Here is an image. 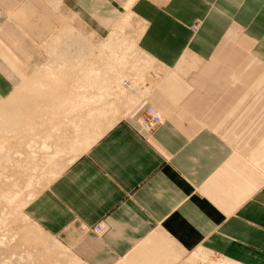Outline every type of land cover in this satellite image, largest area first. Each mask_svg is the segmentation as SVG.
Segmentation results:
<instances>
[{
  "label": "crops",
  "instance_id": "0c3cea01",
  "mask_svg": "<svg viewBox=\"0 0 264 264\" xmlns=\"http://www.w3.org/2000/svg\"><path fill=\"white\" fill-rule=\"evenodd\" d=\"M47 1L56 8L60 3ZM67 2L76 11L106 26H113L119 20L97 49L88 36L77 31V36L94 49L100 70L128 75L131 66L128 51L121 52L127 55L122 63L110 59L111 51L103 55L100 52L119 22L132 12L143 28L139 48L167 74L156 76L159 79L150 92L111 127V119L108 123L106 117L98 115L122 116L125 110L122 114L115 111L120 105L124 109L126 100L105 99L106 95L103 98L95 88L89 90L88 99L93 98L92 103L85 92H77L80 93L77 96L82 94L87 102L81 98L75 100L76 94L65 97L66 101L74 102L72 110L78 101H84L86 107L80 103L78 108L85 113L96 110L90 108L96 101L97 110L92 112L93 117L89 114L91 118L70 107H67L70 111L60 108L57 114L52 113L54 110H49L50 114L48 110L42 111L44 116L55 115L51 118L57 119L52 131L53 125H49V132L54 133L51 136L54 139L48 140L50 157L54 160L59 157L61 163L71 161L76 154L77 158L33 198L25 209L26 215L43 231L59 238L72 252L76 264H188L190 256L200 249L235 264H264V129L258 131L256 125L257 92L264 89V71L259 75L258 69L264 65V0ZM39 5H42L40 0H0V14L3 21L17 16L24 24L19 27L31 33L38 29L42 35L51 28L50 10ZM32 15L38 22L32 20ZM16 28V24L10 23L0 29L1 104L19 90L12 93L19 81L17 71L20 72L16 52L25 51L26 44L24 41L17 44ZM67 30L75 34L74 27L64 25L48 43V53L53 51L57 38L61 43L71 39ZM136 62L139 82L146 84L144 80L148 76L142 71V61ZM99 80L103 82L105 78ZM92 83L96 84L94 80L86 84ZM136 93L131 95L137 97ZM60 96L64 98L59 95V99ZM98 96H102L101 100ZM150 96L149 104L163 113L165 122L148 136L137 130V120L146 107L140 113L135 110ZM101 101L109 107L120 105L116 104V110L110 107L111 110L106 104L103 107ZM66 109L63 114L61 111ZM67 112H73L74 117L79 113L82 118L73 121ZM57 115L68 120H62L63 117L59 120ZM85 117L89 123L84 122ZM80 120L84 121L80 124ZM90 121H94L92 125ZM95 122L98 126H94ZM75 123L83 128L75 127ZM215 126L224 127V132L219 133ZM97 127L101 132H97ZM40 130L48 131L37 132ZM102 131L105 133L87 148L85 143L89 138L94 139ZM66 135L72 145H80L69 146L67 137L66 144ZM73 138L83 140L78 143ZM62 139L64 145L60 143ZM57 145L67 146V152H74V156ZM77 149L84 152L78 150L82 153L78 155ZM98 224L104 226V233L94 231Z\"/></svg>",
  "mask_w": 264,
  "mask_h": 264
},
{
  "label": "bare ground",
  "instance_id": "6f19581e",
  "mask_svg": "<svg viewBox=\"0 0 264 264\" xmlns=\"http://www.w3.org/2000/svg\"><path fill=\"white\" fill-rule=\"evenodd\" d=\"M133 15L134 14L132 12H130L123 17V19L117 25L116 30L111 34L109 40L103 46V48H104V49L102 48L103 51L100 52V55H103V53H105L107 51H111L110 59H112L114 61L119 59L120 62L122 63V61L126 59L127 55H125V54L128 51L129 56H130V61H131V66L129 68L130 71H129L128 75H126L125 73L123 75L119 71L113 72L112 70H106V71L100 70L98 68V64L95 63L96 57H93L94 61H91L92 51L94 49H92L84 39H82V38L80 39L79 36L76 35V39H74L75 34L71 35L72 31L67 30V32L70 33L72 38L74 37L73 40H71L72 38L70 39L68 37L70 40L65 42L66 45L61 44V42L59 41L60 40L59 38H57L58 40L55 39L57 41L54 42L55 47H57L59 50L58 52L55 53L54 56L59 60L64 59L66 61V64H64L62 66L63 68L59 69V71H56V70L54 71L53 68L50 67L51 64L50 65L48 64L47 67H45L35 77H33L30 80V82L26 83L25 86L20 88L12 96V98L9 101L5 102L4 104H0V123L6 124L5 125L6 127H3V125L2 126L0 125V166L3 167V169L5 171H9V173H7L8 175L5 178H4V174L0 175V178L2 179V181L0 183L2 185V184L14 182L13 186L16 188L15 190L9 189L8 192L7 191L4 192L3 190H1L2 188L0 189V206H2L0 209L3 208L1 210L3 213L2 212L0 213L1 214L0 215V225L5 224L7 226V223H8V225L9 224L11 225L12 224V222L10 223L11 217H13V218L16 217L17 219H18V217H20V219H18L19 222L21 219H23L26 222L25 225L27 224V226L29 228V229L27 228L28 231L29 230L30 231L29 232L23 231L24 227H22V228H20V230L18 229L17 232L18 233H20V231L23 232V233L21 232L22 233L21 237H23V238H21V241L24 242L25 246L28 245L29 247H33V249L34 248L35 249L41 248L43 250L44 255L40 256L38 258L39 260L42 261V264H43V262H47V264H54V263L56 264L57 260H59L58 258H60L58 256H61V254H67V252H69L68 254H70L72 252L69 251L66 247H64L55 237L46 233L45 231H43V229H41V227H39L36 223H34L26 215L25 209L27 208V205L33 200V198L40 192V189L43 190L44 188L49 186L54 180H56L61 175V173L65 170L64 167L68 166L66 164L72 163L74 161V158L77 155L76 154L73 159L71 158L70 159L71 161L67 160L68 162L64 163L65 160L63 159L64 158L63 157L64 154H63L61 157V159L64 160V161H62L64 164L63 167H59L62 164L61 162L58 161L59 157L58 158L56 157L57 162H56V158L54 160L53 158L50 157L49 154L51 151V147H49L50 145H48V143L50 144V142H48V140H50V139L53 140L54 137L51 138L53 132H51V133L49 132V130H50L49 125H51V124L53 125L52 128L50 127L51 131H52L54 129V125L56 124L55 120H57V119H56V117L51 118L53 115H51V117L50 116H44V113L42 111L48 110V112H49V110L56 111L55 109H57V111L55 113H54V111L52 112L53 114H57V112L60 110V108H62V109H64V107H66V108L70 107L71 108V107H73L72 105L74 104V102L72 104V102H70V100H69V102L66 101L65 100L66 95H72L73 96V94H76V96H77L78 94H80V93L77 94V92H82L83 94L85 92V93L89 94V90L91 88L92 89L95 88L97 90V93L103 95V98L106 95L105 99L111 98L114 100H118L119 102H121L122 100H126L125 106L126 105L127 106L124 107V109L122 108V105L119 104L120 107L122 108V110L120 109V107L118 110H116L117 107L119 106L118 103H116L117 101H114V104L116 103L117 107H116V104L114 105L115 107L113 106V104H112V106H110L116 110L115 112L118 111V113H121L123 110H125L124 113L123 114L121 113V114L126 116L132 110V108H134L139 103L140 99L145 97L150 92V90L155 85H153L151 83L149 86H147V84H145V83L141 84V82H139L140 80L138 79L139 76H138V68H137L138 65L136 62V60H138V58H136V56L143 55V58H141V56H140L139 59L142 61L141 62L142 66H143L142 71H143V73H146V74L149 73V68L154 67L155 62L150 56L145 54L138 46V40H139V37L141 34V30L143 28L141 26V22L139 25L137 24V26L134 24L135 22H133V20H134ZM129 34H131L132 36H130ZM76 42H77V45H73ZM62 45H64L65 48ZM74 46H75V50H73ZM122 51H125V54H121ZM118 53L120 55H118ZM80 57H84V59H78ZM150 76L152 77V74H150ZM102 77L105 78V80L103 82H101L99 80ZM77 78L79 79L78 80L79 83L81 82L80 83L81 85L77 84L78 83ZM156 79L158 80L159 78L157 77ZM90 80H94V82H96V84L95 83H92L91 85L86 84L87 82L89 83ZM95 91L93 93L97 94ZM133 92L138 93V94L136 93L137 97H133L135 94L133 96L131 95ZM88 94H86V95H88ZM59 95H62L64 98H62L60 96L62 98V100H60L61 98L60 99L58 98ZM72 96H69V97H72ZM78 96L77 97L73 96V97L75 98V100H76V98H81V99L84 98V96L82 97V94H81V97H78ZM89 96H90V94L87 96V99L90 98ZM74 98H73V100L71 99V101H74ZM101 98H102V96H101ZM101 98L99 97L98 99L101 100ZM68 99L69 98H67V100ZM91 100H93V98H91ZM91 100H89V101H91ZM81 101L82 100H80V103L83 106L84 101L83 102H81ZM103 101H101V103L100 102L99 103L103 107L105 106V104L107 106L108 105L107 103H109L108 100H107V103H104V105L102 104ZM85 102H87V101H85ZM92 102L93 101H91V103ZM95 102L93 103L94 107H91L92 105L91 106L89 105V106L91 109L94 108L97 110V106H96L97 104ZM80 103L78 101V103H77L78 106ZM91 103L89 102V104H91ZM111 103H113V101ZM100 104H99V106H100ZM123 104H124V102H123ZM75 105H74V107L76 109H78V110L81 109V108L79 109L78 106H75ZM85 105H87V107H88V103L87 104L85 103ZM102 106H100V108H102ZM83 107H86V106H83ZM110 107H109V105L107 106V108H110ZM70 108L69 109L67 108V109L70 111ZM112 108H110V109L112 110ZM67 109L65 111H61V112H63V114H64V112H66ZM74 109L72 110V108H71L72 111H74ZM84 110L88 111L87 109H84ZM96 110H93V111H96ZM107 110L108 109L105 108L104 111L107 112ZM101 111L102 110L100 109V112ZM80 112H84V111L80 110ZM92 112L88 111L87 113L84 112V114H86V115L88 114V117H90L89 114L91 115ZM110 112L112 113L114 111H109V113ZM50 113L51 112H49V114ZM58 114H61V113H58ZM66 114L67 115L71 114L73 116L72 117L73 121L76 120V117H79V118H77L78 120L80 118H82V116H79V113L76 117H74L73 112H71V113L67 112ZM113 114H111V116ZM71 115L70 116L68 115V116L71 117ZM95 115H97L96 112H95ZM100 115H101V113H100ZM109 115L110 114L107 115L108 117L105 116V114H104V116L98 115V117H106V118H104V120H106V122H108L107 120L111 119L110 121H113L112 124L110 123V127H111V125H113L116 122L119 115L114 114V116L111 118ZM57 116H58L59 120H61V119L64 120V118L67 119V117H68V116L63 117L61 115L60 116L57 115ZM84 116L85 115H83V117ZM91 116L93 117L94 115L92 114ZM60 117H63V118L60 119ZM98 117L96 116V118H98ZM73 118H75V120ZM53 120H54V122H53ZM67 120H66V122H67ZM69 120H71V119L69 118ZM78 120L76 122H78ZM81 120H80V124H81V122L84 121V120L83 121H81ZM87 121L88 120H86V117H85L84 122H87ZM94 121H96V119H94ZM94 121H92V123L90 121L91 125L93 124ZM100 121H102V118ZM96 122L94 123V126H98V125H95L98 123V122L97 123ZM103 122H105V121H102V123ZM88 123H89V121H88ZM80 124L78 125V123H77L75 125V127L77 125L80 127L81 126ZM66 125L67 124L65 123V126ZM73 125H74V123H73ZM83 125L85 126L86 124H82V126ZM104 125H106V123ZM88 126H87V128L86 127H84V128L88 129ZM71 127H72V125H71ZM65 128L67 129L68 127H65ZM65 128H60V129H65ZM81 128H83V127H80V129ZM105 128H107V127H105ZM39 129L48 130V131L42 132L40 130V132H37ZM60 129L58 131H60ZM66 129H65V131H66ZM77 129H78V127H77ZM91 129H93V127L90 128L89 130H91ZM98 129H95V132ZM100 130H102V129H99L97 132H99ZM76 131H78V130H76ZM84 131H85V129H84ZM56 132H57V130H56ZM60 132H62V130ZM81 132H83V131H81ZM89 132H87L88 135L91 134V133L89 134ZM106 132H107V129H106ZM9 133L11 135H9ZM13 133H14V135H13ZM67 133L65 132V134H67ZM87 133H85V135ZM93 133H94V131H93ZM104 133H105V131L104 132L102 131V133H97L99 135L97 137H95V135H94V137H95L94 139H92L91 135L88 136V137H91L92 140H90V138H89V140L87 142L88 137L86 139H84L87 142V143H85V146L87 148L92 146L95 143V141L98 140ZM61 134H63V132L60 133L59 136ZM83 134H84V132L82 133V135ZM53 135H54V133H53ZM74 135L75 134H73V136ZM76 135H77V132H76ZM12 136H13V138L16 137V139L14 140L12 138ZM29 136L32 137V139H34V140L36 139L35 144H37V143L40 144V146L38 148L35 147V150L30 149L28 146V143H26V147H24L22 151L16 150V152L14 151V155H11L12 154L11 153L9 157L7 156V154L9 155V153H10V148L14 147L13 145L10 144L11 142H13V144L17 145V142L21 143V141H20L21 138L29 137ZM59 136H57V137H59ZM77 136H80V135H77ZM92 136H93V134H92ZM9 137H10V139L11 138L12 139L10 140ZM30 137L27 139H30ZM66 137H67V135L65 136L66 140L64 142L66 143V141H67V143H69V141H68L69 138L67 137L68 138L67 139ZM80 137L83 138V136H80ZM80 137H78V138H80ZM62 138H63V136H62ZM70 138L72 139V136H70ZM78 138H73L74 139L73 141L79 143V142H81V140H83V139L76 140ZM56 141H53V142H56ZM14 142H16V143H14ZM53 142H52V144H53ZM61 142H63V139L60 140V143ZM70 142H71V140H70ZM84 142L85 141H83V145H84ZM58 143L59 142H57V144ZM65 143H61V144L64 145ZM31 144H33V140L30 141L29 145H31ZM10 145L13 147H10ZM18 145H20V144H18ZM21 145H22V143H21ZM53 145H51L52 148H53ZM78 145H80V144H78ZM78 145H76V144L72 145V142H71V145H69V146H76L75 148H77ZM27 146H28V148H27ZM54 146H56V145H54ZM57 147H58V145H57ZM61 147H58V148H61ZM66 147L63 146L62 147L63 150H66ZM15 148H17V147H15ZM56 148L54 147L55 150H56ZM62 148L60 149L61 151H62ZM74 149H72V150H74ZM79 149H77V151ZM13 150H14V148H13ZM70 150H71V147H70ZM57 151H58V149H57ZM67 151H68V148H67L66 152ZM79 151L84 152L83 150L82 151L79 150ZM79 151H78V155H81L82 153L79 154ZM70 152L69 153L67 152V153L70 155L72 154L74 156V154H73L74 152L73 153H70ZM55 154H56V152H55ZM68 154H67V156H69ZM23 155L28 156L27 157V159L29 160L28 162L25 161V158L23 157ZM52 155L53 154H51V156ZM56 155L59 156L61 154H59V155L56 154ZM3 157H5V159H6V157H8L10 159L5 160ZM58 163H61V164H59V166H57ZM62 168H64V170H62ZM36 171L42 172L43 175L40 176L41 174H38L36 177V174H35ZM19 174H26V176H28V182L25 186L17 183V181L19 180ZM25 193H26V195H25V197H23L24 199L22 197H20L22 194H23L22 196H24ZM20 198L22 199V201ZM17 199H20V200H18L19 202L17 201ZM14 202L18 203L16 205V207L12 206ZM19 222H18V225H19ZM13 225H15V222L13 223ZM13 227H15V226H12V228ZM10 228L11 227H9V229ZM6 229H7V227H6ZM9 229H7V233H9L8 236L10 235V233H12V231H10ZM2 230L0 229V232ZM16 230H17V228H16ZM25 230H26V228H25ZM13 235H15V234H13ZM4 236H6L8 239L10 238L5 234H4ZM5 238H2L0 235V245L4 242ZM11 240H13V239H11ZM55 252H59L60 255L56 256L59 253L56 254ZM68 257H65V255H64V258L70 259V257H73L72 261H75L74 260L75 258L73 255L68 256ZM26 258H28V257L26 256ZM76 259H77V257H76ZM193 259L194 260H198V259L204 260V262L207 264H235V263H233L229 260H226V259L218 260V262L208 261L210 259V253L207 252L206 250H203V249L198 250L197 253H195V255L193 256ZM41 261H40V263H41ZM37 262H39V261L37 260ZM75 264H76V261H75Z\"/></svg>",
  "mask_w": 264,
  "mask_h": 264
},
{
  "label": "rangeland",
  "instance_id": "374dc122",
  "mask_svg": "<svg viewBox=\"0 0 264 264\" xmlns=\"http://www.w3.org/2000/svg\"><path fill=\"white\" fill-rule=\"evenodd\" d=\"M59 1H60V3L58 4V7L56 8L53 5H49L47 0H40V3L42 5H39V7L46 6L50 10V22H51L50 23L51 24V28L49 30H44L42 32L43 33L42 35L38 31V29L33 30L32 33H31V32H29L31 30H28L25 27H19V25L23 26L24 24H23V21H21V18H19L17 16H9V18L7 17L6 19H4V21L0 25V29L3 30L10 23L16 24L17 25L16 33L18 34V36L16 38L17 44L22 43V41H24L25 44H26V46L24 47L25 51L16 52V54H17V56L19 58V60H17V64L20 67V72L17 71V74H18L17 78L19 79V81L16 83L15 89L13 90L12 93H15L18 89H20L23 86H25V84L30 79H32V77L35 74H37L41 69L47 67L48 64L49 65L51 64L50 67H52L54 71L55 70L59 71V69L63 68L62 66L64 64H66V61L64 59L59 60V59H57L54 56L55 53L59 51L58 48L57 47H53V51L51 52V54H50V52L48 53L47 50H48V43L51 41L52 37L56 33H58L59 29L63 28L64 25H66V24L68 25L69 24L72 27H74V33L76 35H77V31H80L84 35L88 36V38H90L92 40L91 42H92L93 46H95L96 49H97L104 43V41H106V39L108 38V35L113 31V29L115 28L116 24L119 21L118 20L113 26H106L102 22L96 21L93 18L87 17V16L83 15L82 13H80L78 10L76 11L69 4H66V3H68L67 0H59ZM31 17L33 18L32 19L33 21L38 22L37 17H35V15H32ZM134 20H135V16H134ZM134 22H135L134 24L136 26H137V24H139L138 22L136 23V20ZM129 35L132 36L131 34H129ZM74 37L73 38L76 39V36H74ZM69 38H72V37H69ZM65 42H66L65 40H62L61 44L66 45ZM64 45H62V46L65 48ZM73 45H77V42L74 43ZM73 50H75V46H74ZM92 55H93V57H96L95 56V51H92ZM140 56H141V58H143V55H140ZM140 56L138 55V56H136V58L139 59ZM100 58H98L97 60H100ZM78 59H84V57H80ZM242 59H246V58H242ZM153 68L150 70V74H152V77L149 74H147L148 77H146V80H144L146 82L147 86H149L151 83L153 85H155L157 83V79H156L157 77H155V76L159 75V77H162L163 75L167 74V72L162 70L156 63L154 64ZM258 69H259V75H260V73L264 71V65L259 66ZM27 77H29V78H27ZM22 82H24V83H22ZM257 95H258L257 98H258L259 102H258V106H257V108H258V118H257L256 125L258 126V131H260V130L264 129V99H263L264 98V89L259 90L257 92ZM142 101L143 102L141 103V105L135 110V111H138L139 113L149 103H152L151 102V96L149 98L143 99ZM0 104H1V102H0ZM125 117L126 116H124V115L118 116V119L116 120V122L122 120ZM116 122H115V124H116ZM0 125L1 126L3 125V127H6L5 126L6 124H1L0 123ZM215 129L219 130V133H221V134L224 132V127L223 128H216V126H215ZM9 135H11V134L9 133ZM13 135H14V133H13ZM29 137H23L25 140L23 138L20 139L22 145H21L20 142H17V145L20 144L18 146L16 144H13V142H11L10 144L13 145L14 147L11 146V145H10V147H13L14 150H13V148H10V153H9V155L7 154V156L9 157L11 153H12L11 155H14V151L16 152V150H18V151L21 150L22 151L23 148L26 147V143H28L29 148L33 149V150H35V147L38 148L40 146V144H38V143L35 144L36 139L34 140V139H32V137H30L31 140L27 139ZM12 138H13V136H12ZM9 139H10V137H9ZM13 139L15 140L16 137H14ZM32 140H33V144L29 145L30 141H32ZM14 143H16V142H14ZM28 146H27V148H28ZM15 147H17L18 149L15 148ZM8 157H6V159H10ZM23 157L25 158L26 162L29 161L27 159V157H28L27 155H23ZM3 158L5 159V157H3ZM64 163H66V162H64ZM62 164H63V162H62ZM62 164H61V166H59V164L57 166L63 167L64 164L63 165ZM66 165H68V163ZM66 167H64V168H66ZM64 168H62V170H64ZM7 173H9V171H5L3 169V167L0 166V175L4 174V178H5L8 175ZM35 174H36V177H37L38 174H41L40 176L43 175L42 172H38V171H36ZM1 181H2V179L0 178V182ZM27 182H28V176H26V174H19V180L17 181V183L20 184V185L25 186L27 184ZM13 185H14V182L2 184V185L0 183V189L2 188L1 190H3L4 192L5 191L8 192L9 189L10 190H15L16 188ZM40 191H41V189H40ZM22 195L20 197L23 198V197H25L26 193L24 194V196H22ZM20 199H17V201L20 200ZM21 201H22V199H21ZM17 204L18 203L14 202L12 206L16 207ZM1 207L2 206H0V208ZM2 209H0V213L2 212L1 211ZM15 218L16 217H14V218L11 217L10 218V220H11L10 223L12 222L11 225L15 226L17 228V230H16L15 227L12 228V226L10 224L8 225V223H7V226L5 224L0 225V227H1L0 229L1 230L4 228L0 232V235H1L2 238L6 237V236H4V234L8 236L9 233H7V229H9V227H11L9 230L12 231V233H10L11 236L10 235L8 236L10 238L8 239L6 237L7 239L5 238V240L3 242L4 244L2 243L0 245V264H42V261L39 260L38 258L40 256L44 255L43 250L41 248H36V249L34 248L33 249V247H29L28 245L25 246L24 242L21 241V238H23V237H21L23 232L20 231V233H18L17 231H18V229L20 230V228H22V227H24L23 231L29 232L30 230L28 231L29 228H28L27 224L25 225L26 222L23 219H21L22 221L20 220V222H19L18 219H20V217H18V219L17 218L15 219ZM13 221L15 222V225H13V223H14ZM17 221L19 222V225H18ZM6 227H7V229H6ZM25 228H26V230H25ZM13 234H15V235H13ZM11 239H13V240H11ZM56 239L59 240L60 242H62L59 238H56ZM55 253L57 254L59 252H55ZM68 253L69 252H67V254H61V256H58V255H60V253L57 254L56 256H58L60 258H58L59 260L56 259L57 260L56 264H67V263L68 264H75V261H72V257H70V259H68L69 258L68 256H71V254H68ZM195 253H197V252H195ZM195 253H193L190 256V258H189L190 260H189L188 264H207V263L204 262V260H201V259L194 260L193 256L195 255ZM64 255H65V257H68V258H64ZM26 256L28 258H26ZM221 259L222 258H216V257L212 256V254L210 253V259L208 261L218 262V260H221ZM37 260L39 262H37ZM40 261H41V263H40ZM43 264H47V262H43Z\"/></svg>",
  "mask_w": 264,
  "mask_h": 264
},
{
  "label": "built area",
  "instance_id": "2783aa9c",
  "mask_svg": "<svg viewBox=\"0 0 264 264\" xmlns=\"http://www.w3.org/2000/svg\"><path fill=\"white\" fill-rule=\"evenodd\" d=\"M3 22V18L0 14V25ZM165 122V118L163 113L153 104H148L146 109L138 118V132L144 135H151L157 130L163 123ZM94 231L97 234L104 233V226L102 224H98L95 226Z\"/></svg>",
  "mask_w": 264,
  "mask_h": 264
}]
</instances>
